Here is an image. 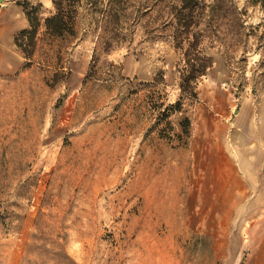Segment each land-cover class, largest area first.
Returning <instances> with one entry per match:
<instances>
[{"label": "rangeland", "instance_id": "rangeland-1", "mask_svg": "<svg viewBox=\"0 0 264 264\" xmlns=\"http://www.w3.org/2000/svg\"><path fill=\"white\" fill-rule=\"evenodd\" d=\"M24 1L41 6L33 59L16 45L30 27ZM121 1L120 41L95 63L103 13L83 12L61 46L45 40L52 0H0V264H264V244L207 241L216 226L238 240L244 214L204 211L221 160L205 151L216 122L240 124L248 98L255 126L264 105V8L233 0L248 49L229 62L203 45L213 66L191 99L172 36L147 34L159 0Z\"/></svg>", "mask_w": 264, "mask_h": 264}, {"label": "trees", "instance_id": "trees-1", "mask_svg": "<svg viewBox=\"0 0 264 264\" xmlns=\"http://www.w3.org/2000/svg\"><path fill=\"white\" fill-rule=\"evenodd\" d=\"M52 2L54 14L44 21L45 40L50 41L49 43L58 41L63 46L62 44L76 39L79 34L78 22L85 11L92 16L93 22H97V13H103L102 24L96 26L103 32L99 35L93 62L99 60L96 55L98 51L108 54L112 51L113 45L120 41L121 33L118 31L126 11L121 0H111L109 8L103 11L99 10L100 0H52ZM250 2L264 8V0ZM20 5L25 8L30 27L17 35L16 45L27 59H33L38 46V33L42 26L39 17L41 6L31 7L28 1ZM156 5H159L161 13L154 21L156 23L161 19L162 21L151 27L147 34L153 35V38H157L158 33H163L161 37L165 33L172 36L175 48L183 54L184 67L180 81L182 94L197 99V82L213 66V59L205 55L203 45L219 48L231 62L236 58L235 52L238 49L244 51L248 49L251 34L245 32L246 25L233 0H214L210 4L205 0H159L154 7ZM149 14L150 12L145 13L142 17ZM181 108L180 101L171 106V109ZM186 123L189 126V120H186Z\"/></svg>", "mask_w": 264, "mask_h": 264}, {"label": "crops", "instance_id": "crops-1", "mask_svg": "<svg viewBox=\"0 0 264 264\" xmlns=\"http://www.w3.org/2000/svg\"><path fill=\"white\" fill-rule=\"evenodd\" d=\"M247 99L245 109L254 103ZM254 106L258 114L255 126L249 123L247 111L239 109L235 122L241 123L217 121L212 139L205 146L207 157L219 148L221 153L216 154L221 155V160L215 162L219 167L214 174L216 183L209 189L215 191V201L212 205H205L204 211L244 214L238 240L222 233L223 227L219 232L220 228L216 226L214 235L210 234L207 239L210 244H264V105L257 102ZM223 234L225 241L218 238Z\"/></svg>", "mask_w": 264, "mask_h": 264}]
</instances>
